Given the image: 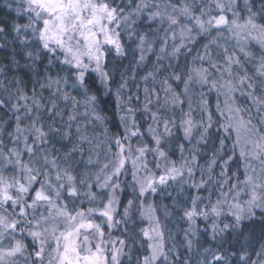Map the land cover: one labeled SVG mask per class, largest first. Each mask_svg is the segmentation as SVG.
<instances>
[{
  "label": "trees",
  "instance_id": "obj_1",
  "mask_svg": "<svg viewBox=\"0 0 264 264\" xmlns=\"http://www.w3.org/2000/svg\"><path fill=\"white\" fill-rule=\"evenodd\" d=\"M239 1L238 17L247 13V9L242 7V1ZM252 14L255 18L263 12L264 0H249ZM113 6H119L124 10L128 17L125 22L120 21V26L116 29L119 32V40L123 47V54H117L112 49L108 51L106 56V65L104 71L108 73V80L105 82L100 74L96 71L89 70L85 74L84 87L79 85L76 87H66L63 83L59 86L61 92H66L70 98H75L79 103L73 108L71 99L64 101L57 94V86L51 84L50 81L56 80L60 76L69 75L66 66L53 61L50 65L48 63L49 57L41 54L39 60L33 63L25 56V49L34 50L35 46L32 44H25L21 41L26 35L21 32L19 36L13 31L14 25H25L28 23L27 17L23 13H17V0H0V27L4 28V32L0 34V141L3 142L4 151L7 149L16 148L24 154L23 137H28V143L34 144L35 132L29 133L27 131L21 134L19 144L15 143L16 137V116L20 117V127L27 129L31 128L35 122L37 127L44 126V131H48L47 126L52 125L60 131L57 133H49L46 142L35 146L34 152L37 153L36 159L39 161L40 156H46L49 159H55L61 168H69L73 175L85 174L91 178L95 177V170L88 166L89 155L92 156L97 152V147H100L97 160L106 159L107 163L113 160V153L116 147L111 143L113 135L125 136V127L131 126V118H134L138 125L140 136L131 138L133 149L137 147L147 146L154 148V140L148 132L149 127L156 128L153 124L152 117L149 112L144 111V104L146 103L144 89H149L148 99L153 103L148 105L151 113H156L157 116H162L168 119H175L176 127L172 128L171 137H162L161 147L167 153L169 161H174L177 167H180L182 160L188 161V167L192 168V175L189 176L187 172L183 177H177L176 180H168L165 185H160L155 194H146L140 196L139 185L133 179V168L131 163H127L125 170L114 183L119 184V190L116 191L118 203L116 205L117 211L115 213V220L125 221L123 211L128 207V201H132L129 208V217L126 222L121 225L108 228L104 220L98 215L93 219L100 224L105 233V240L109 238L116 240L117 238L125 240L124 254L119 258V264H142L144 256L150 255L148 248L149 241L141 234L142 229L151 230L154 222L149 221L143 213L151 205L154 209L153 215L158 220L160 229L163 232L164 252L166 256H160L154 264H202V262L211 259V254L205 252V249H219L222 252L240 253L247 252L250 260L248 264L258 260L256 252L261 251V245L264 244V215L261 210H256V215L252 220L245 221L242 225L244 236L237 240L235 233H226L223 238L217 235L215 240L212 239V225L213 223H220L211 215L207 220L204 217H197L195 220V235L190 234V221L184 216L186 210H190L192 206V199L199 197L197 201V209H208L210 204H214L217 199H220V192L227 191L229 185L221 184L223 178L220 173L226 171L229 179V184H242L245 176L244 161H242L236 145V130L233 128L229 133H225L222 129L224 120L220 117V112L224 105L222 103L220 93L208 85H201L188 82V90L185 93L183 87L187 81L188 74L195 62H198L201 67H208L210 73L209 82H217L222 80L224 47L219 44L214 33L201 34L191 45L192 48L181 49L175 53H160L164 42L168 46L175 45L176 41L169 40L168 26L165 25L163 18H151L150 12L152 10L163 11V7H154V5H178L180 0H143L145 7L137 11V5L141 4V0H109ZM140 2V3H139ZM12 4L9 8L6 5ZM171 9H168V15H171ZM173 14V13H172ZM214 15V13H213ZM182 22V19H180ZM220 32V31H219ZM141 37L146 40V43L141 42ZM31 40V37H29ZM216 40L219 47L209 45V42ZM175 41V42H174ZM228 51L229 46L233 43L232 40L224 41ZM205 45H209L207 53L205 54ZM256 52L251 63L248 62L247 56L241 51L238 52V57H241L240 63L246 69L248 75H254L256 68L259 66V58L264 55L263 49L251 47ZM140 57H143V62ZM243 56V57H242ZM197 57H204L201 61ZM223 66L219 71H213L211 64ZM63 69V71H62ZM222 69V71H221ZM234 75H239L240 70L235 66L232 67ZM243 72V71H242ZM151 73V77H149ZM75 75V70H72V77ZM179 76L180 79H175ZM148 77L147 80L144 78ZM166 81V83H165ZM259 82V81H257ZM69 84H76L74 78H70ZM125 85L121 87V85ZM41 85H44L42 88ZM171 86L176 92L179 99L183 103L179 106H167L163 104L165 93H163L166 86ZM184 85V86H183ZM201 85V86H200ZM85 89L87 93L85 94ZM119 90V98L117 91ZM249 92L246 87L239 88L234 92L233 97L235 104L241 109V114L246 120L251 119V128L259 130L261 135H264V107H260L254 103L253 100L246 97L243 93ZM159 96L160 104H155V96ZM35 93V97H34ZM259 96L262 95L259 90ZM21 96L28 98V108L32 109V113L26 114L23 108L24 100ZM88 96H95V102L85 108L84 101ZM127 97H133L128 102ZM138 97L139 99H136ZM261 98V97H260ZM38 100L40 108L33 106V100ZM57 105L55 113L47 111L51 107L49 102ZM189 101H191L192 118L206 121L208 114L212 117V127L209 129L208 135L204 141H199L202 128H197L195 136L191 141L181 139L180 126L178 121L183 118V113L189 109ZM202 101L207 102V111H201L203 105ZM219 105V110L217 109ZM14 106H19V111H16ZM132 109L131 114L127 111ZM70 110L75 114L77 121H69ZM182 110V111H181ZM86 113H88L86 115ZM72 114V115H73ZM102 117L101 121L95 119V116ZM39 116L37 121L35 117ZM61 116L62 118H59ZM122 117L125 119L122 120ZM199 117V118H198ZM81 126V130L80 129ZM155 126V127H154ZM135 130V129H134ZM162 129H160L161 131ZM84 133L86 139H80L79 135ZM175 134H174V133ZM66 133V135H65ZM162 133V131H161ZM224 139V146L221 148L219 140ZM167 144V147H165ZM178 145H183V153L178 148ZM195 156V161H192V156ZM215 156L216 163L209 165ZM231 157V159H229ZM67 158V163L63 160ZM29 160H31L29 158ZM228 161L226 168L224 161ZM32 161V160H31ZM169 161H163L152 153L146 154L147 170L140 169L137 173L138 178L146 175L159 176L163 174V167L168 165ZM40 162V161H39ZM161 167L157 168V164ZM34 167V166H33ZM44 171V166L39 167ZM261 170L263 165H259ZM10 166L6 172L9 171ZM90 174V175H89ZM49 175L53 176L54 172L49 171ZM196 187V185H201ZM38 186V185H37ZM81 193L88 191L85 188H80ZM91 191L96 193V199L89 202L88 198L81 195L75 201L77 208H93L95 204L102 208V202H106L111 193L110 189L100 190L95 183H92ZM241 195V199L244 200ZM245 197V196H244ZM63 199L73 207V201L67 195ZM83 201V204L80 203ZM227 213V207L224 209ZM220 220L229 222L221 217ZM222 226V225H221ZM125 229L127 231L125 232ZM188 234V235H186ZM23 243L27 246L25 253V260L27 264H32L30 254L36 248V242L31 236L25 234L21 235ZM191 240V245L188 241ZM119 247V244L116 245ZM54 247V245H53ZM51 249H48L50 251ZM27 258V259H26ZM230 264H242L239 255L228 257ZM259 260L264 264V257Z\"/></svg>",
  "mask_w": 264,
  "mask_h": 264
},
{
  "label": "snow or ice",
  "instance_id": "obj_2",
  "mask_svg": "<svg viewBox=\"0 0 264 264\" xmlns=\"http://www.w3.org/2000/svg\"><path fill=\"white\" fill-rule=\"evenodd\" d=\"M247 3V0H245ZM7 7L11 8L12 4L8 3ZM236 6V0H224L223 3L219 0H214L209 3V0H201L200 3H188L187 0H180L178 5H154V7H163L164 12L156 11L151 14V18L163 17L167 15L169 21V30L173 27L180 26L181 32V46L186 47L183 43L187 40L189 43H194L197 34H211L212 30L217 32L227 30L232 33V36L238 43L246 42L249 40H257L264 46V25L255 22V15H249L243 23L237 21L238 13L232 12L233 19L229 20L226 12H231ZM145 4L141 0V4L137 5V11H140ZM213 8L217 11L213 15ZM168 9H171L173 14L168 15ZM17 13H23L28 23L25 25H14L13 31L17 36L24 32L22 43L32 44L35 46L34 50L25 49V56L27 59L35 63L39 60L41 54L49 57L48 63L51 65L53 61L66 66L69 75L60 76L51 84L57 86V94L64 100L69 101L73 108L78 105L75 98H70L66 92L60 91V85L63 83L66 87H84L85 74L91 69L100 74L102 79L107 82L108 73L103 70L105 57L107 53L105 48L115 49L117 54L122 55L124 50L119 40V32L116 29L120 26V21L123 19L125 22L128 17L125 15L124 10L119 6H113L109 0H17ZM197 11L199 14H197ZM249 11H251L249 9ZM189 21L188 25H180V19ZM4 32V28L0 27V34ZM175 39V33H172ZM31 37V40H29ZM143 43V37H141ZM209 45L219 47L216 40L209 42ZM209 45H205V55ZM164 49L162 48L161 51ZM174 46V52L178 51ZM240 51H244L241 47ZM225 64L227 67L220 75L223 76L226 72L230 79L224 81L222 85L212 82L209 84V70L205 68H193L192 74L188 75L187 81H191L193 76H196L201 84H209L212 88H222L225 90L226 96H231L232 93L239 88L246 87L249 89L247 93L251 96L254 103L260 107H264V99L257 97L254 93L259 90L264 94V55L259 58V66L255 70L254 75H248L246 69L240 63L235 54H228V49L224 48ZM247 55V53H246ZM203 61L204 57H197ZM143 60V57H141ZM211 64L213 71H219L222 66ZM235 65L244 75H234L232 66ZM94 66V67H93ZM72 70H75V75L72 77ZM63 71V69H62ZM151 76V73H149ZM70 78H74L76 84H69ZM145 80L148 77L144 78ZM175 79H180L175 76ZM185 82V92L188 90V82ZM259 81V82H257ZM166 83V81H165ZM125 85H121L124 87ZM43 88L44 85H41ZM164 105L179 106L183 103L179 96H172L169 98L167 93L171 91L170 87L165 88ZM87 89H85V94ZM146 103L144 104V111L150 113L153 124L156 128L149 127L148 132L151 134L155 147L149 148L147 146L137 147L133 149L131 138L134 136L142 135L139 132L138 125L134 118H131V126L125 127V136L113 135L111 143L115 145L116 151L112 154L114 159L101 166L100 173L95 175L90 181V177L85 174L73 175L69 168H61L56 160L49 159L46 156H40L39 161L44 166V171L40 168L30 167L29 164L21 160V152L16 148L7 149L4 151L3 142L0 141V264H14L17 257H23L27 246L22 240L17 239L18 235L27 234L31 236L33 241L36 242L34 252L30 254L32 264H119V258L124 254L125 240L117 238L112 240L109 238L105 240V233L100 224L94 221L95 216L101 217L108 228H114L126 222L129 217V208L132 201H128V207L124 208L123 217L125 221L115 220V213L117 211L116 205L118 203L115 195L119 190V184L114 183L125 170L127 163H131L133 168V179L139 185V194L144 196L146 194H155L160 185H165L168 180H176L177 177H183L187 172L189 176L192 175V168L188 167V161L182 160L180 167L176 166L174 161H169L167 153L161 147L162 137H171L172 128L176 127L175 119H168L162 116H157L156 113H151L148 105L153 103L148 99L149 89H144ZM119 90L117 96L119 98ZM155 96V104H160V99L157 94ZM35 97V93H34ZM20 99L25 103L23 108L26 114L32 113V109L28 108L26 96H21ZM130 102L133 97L126 98ZM136 99H139L136 97ZM96 100L95 96H88L84 101L85 108L91 106ZM51 107L47 111L55 113L57 105L49 102ZM203 107L202 113L207 111V102H201ZM0 104L3 101L0 100ZM33 106L37 109L40 108L38 100H33ZM16 111H19V106H14ZM219 110V105H217ZM127 111L131 114L132 109L128 108ZM182 111V110H181ZM241 109L228 107V115L226 119L229 123L222 125L225 133H229L235 128L237 133V141L240 140V133L243 130L245 136L258 137L252 141H245L251 143L254 151L251 153L255 158H259L264 154V135L259 134V130L250 128L251 119L245 121L239 114ZM88 113H86L87 115ZM221 115L224 112L221 111ZM16 137L15 143L21 142V134L25 131L32 133L35 132L34 145L38 146L47 141L49 133H57L60 130L48 125V131H44V126L37 127L34 122L31 128L20 127V117L16 116ZM40 117L36 116L35 120ZM76 119L75 114L69 116V121ZM98 121L102 120L99 115L95 116ZM125 119L122 117V120ZM180 127L183 128L185 138H190L193 130L202 128L199 141H204L208 135L209 129L212 127V117L208 114L206 121H201L198 124L192 118L191 101H189V112L183 113V118L180 121ZM264 127V125H262ZM163 129L162 133L160 129ZM135 129V130H134ZM66 135V133H65ZM82 140L86 137H81ZM24 150L32 158L37 155L33 151V146L28 145V137H23ZM221 148L224 146V139L219 140ZM167 147V144H165ZM179 150L183 153V145H178ZM152 153L158 156L163 161H169L168 165L163 167V174L158 177L155 175H146L138 178L137 173L140 169L147 170L146 154ZM241 155H244L243 150ZM192 161H195V156H192ZM231 159V157H229ZM67 163V158L63 160ZM92 163L91 160L88 161ZM216 163L215 156L210 162L209 171L211 166ZM228 161H224L226 168ZM11 166L16 170V175L6 176L4 172ZM161 165L158 163L157 168ZM49 171L54 172L53 176L49 175ZM256 170L246 174V179L240 184H229L226 171L220 173L223 178L224 185H229L227 191L220 192V199L214 204H210L208 209H197V201L199 197L192 199V206L190 210L184 212V216L191 222L190 234L195 235V220L197 217H204L205 220L211 215L215 220L220 223H213L212 225V239L215 240L217 235L223 238L226 233H235L237 240L244 236L242 225L245 221L252 220L256 215V210H261L264 215V168L260 170L258 175L255 174ZM92 183H95L100 190L110 189L111 193L106 202H102V208H77L75 201L84 195L91 203L96 199V193L91 191ZM196 185V187H201ZM38 185V186H37ZM80 188H85L88 191L81 193ZM241 194L247 196L246 200L241 199ZM67 195L73 201V207L70 208L69 204L63 199ZM83 204V201H80ZM227 207V213L224 209ZM11 209V211H9ZM154 209L150 205L143 213L149 221L154 222L151 230L142 229L141 234L149 241L148 248L150 255L144 256L142 264H154L160 256H166L164 252L163 232L160 229L158 220L153 215ZM224 217L229 222L220 220ZM222 225V226H221ZM127 229H125V232ZM188 235V234H186ZM264 239V236H262ZM9 241V247H3V243ZM117 243L119 247H117ZM191 245V240L188 241ZM54 245V247H53ZM48 249H51L48 251ZM205 252L211 254V259L202 262V264H230L228 257L239 255L242 264H248L250 257L247 252L240 253L222 252L219 249H205ZM258 260L253 264H262L259 260L264 257V244L261 245V251L255 253ZM27 259V258H26Z\"/></svg>",
  "mask_w": 264,
  "mask_h": 264
},
{
  "label": "rangeland",
  "instance_id": "obj_3",
  "mask_svg": "<svg viewBox=\"0 0 264 264\" xmlns=\"http://www.w3.org/2000/svg\"><path fill=\"white\" fill-rule=\"evenodd\" d=\"M240 1H242V7L244 8V9H247V13H244V14H242L241 15V17H237V21L239 22V23H243L244 22V20L249 16V15H251L252 14V12L251 11H249V9H252L251 7H250V1L249 0H247V3H245V0H240ZM187 2L188 3H193V2H195V3H200L201 2V0H187ZM214 2V0H209V3H213ZM219 2H221V3H223L224 2V0H219ZM140 3V2H139ZM238 6H239V1L238 0H236V6L232 9V11L231 12H226L225 13V15H227V17L229 18V20H231V19H233V16H232V12H235L236 11V9H238ZM143 9V8H142ZM154 12H156V10H152L151 12H150V14H149V16L152 14V13H154ZM161 12L163 13V11L161 10ZM213 13H214V15H216L217 14V11L215 10V8H213ZM169 14H172V13H169ZM197 14H199V12L197 11ZM254 14V13H253ZM156 18H161V17H156ZM163 19H164V22H165V25H167L168 26V28H169V21H168V19H167V15H163V17H162ZM182 19V22H180V25L181 26H183V25H188V26H191L190 24H189V21L188 20H186V19H183V18H181ZM255 22L257 23V24H261V25H264V13L263 12H261L259 15H258V17L257 18H255ZM169 30V29H168ZM175 33V45H173V47L172 46H168V44H167V42H164V44H163V46H162V48L164 49L163 51H160V53H166V54H169V53H175L174 52V46H175V48H178L179 50H181V49H189V48H192V44L193 43H189L187 40H184L183 41V43L186 45V47H182L181 46V37H180V32H181V27L180 26H176V27H173L171 30H169L168 31V36H169V40L171 39V40H173V36H172V33ZM215 32V30H212L211 31V33H214ZM193 35H195L196 36V38L198 37V36H200L201 34H204V33H200V34H197L196 32H193L192 33ZM214 37H217V39H218V41H219V44H221V46H223L224 48H227L225 45V42L224 41H230V40H232L233 41V43H231L232 45L231 46H229V49H230V51H228V54H235V56L236 57H238V52L240 51V48L241 47H243L244 48V51L242 52L241 51V53H243L245 56H247V58H248V62H250L251 63V60L252 59H254V55H255V51L253 50V48L251 49V47H254V44H255V47H257V49L259 50V49H263L264 50V46H262L257 40H254V39H252V40H249V41H246V42H240V43H238L237 42V40L232 36V33L230 32V31H227V30H221L220 32H217L216 34H215V36ZM142 42V41H141ZM143 43H146V40H143ZM113 51H115V49L113 48L112 49ZM178 50V51H179ZM108 51H109V48H105V52L106 53H108ZM246 53H247V55H246ZM208 54H210V52H208ZM107 56V55H106ZM204 56H205V54H204ZM225 57V56H224ZM243 57V56H242ZM205 58H206V56H205ZM239 58V60L241 59V57H238ZM105 59H106V57H105ZM139 59H141V57L139 56ZM144 60V59H143ZM143 60H141L142 62H143ZM106 65V60H105V62H104V65H103V70H104V66ZM223 66H224V69L227 67V65L225 64V59L223 60ZM222 66V67H223ZM94 67V66H93ZM233 68L235 67V65H233L232 66ZM193 68H205V69H208V67H201V65L198 63V62H195L194 63V65L192 66V69ZM192 69L190 70V73L188 74V75H191L192 74ZM224 69H223V71H224ZM209 70V69H208ZM221 71H222V69H221ZM239 75H244V72H242V71H240V73H239ZM210 76V75H209ZM224 76L225 77H223V79L222 80H220V78H219V80H217V84H220V85H222L223 83H224V81H226V80H228V79H230L231 77H229L228 75H227V73L225 72L224 73ZM149 77H151V76H149ZM187 78V77H186ZM210 78V77H209ZM210 80V79H209ZM187 82H191V83H197V84H201L200 82H199V80H198V78L196 77V76H193V79L191 80V81H187ZM210 83H212V82H209V84ZM209 84H201V85H208L209 86ZM200 85V86H201ZM184 86V85H183ZM170 87V89H171V91H169L168 93H167V96L169 97V98H171L172 96H177V94H176V92L174 91V89H172V87L171 86H166L165 88H169ZM210 87V86H209ZM210 88H212V87H210ZM183 89H184V91H185V86L183 87ZM212 89H214L217 93H220V96H221V98H223V100H222V103H223V105H224V108H222V112H224V115H221V112H220V118L221 119H223L224 120V124H227V123H229V121L226 119V117H227V115H228V107L229 106H231V107H233V108H238L237 107V105L235 104V101H234V97H233V94L234 93H232L231 94V96H226V94H225V90L224 89H222V88H212ZM245 93H243L246 97H248L249 99L251 98V96H249L247 93L248 92H246V91H244ZM163 93H165V91H163ZM186 93V92H185ZM262 94V93H261ZM166 95V94H165ZM254 95L255 96H257V97H261V99H264V94H262V95H260L259 96V94L258 93H254ZM252 99V98H251ZM189 112V109H187V111H186V113H188ZM192 112H193V110H192ZM73 113H72V111L70 110V113H68L67 115L68 116H71ZM245 121H247L244 117H243V115L241 114V112H240V114H239ZM59 118H62L61 116H59ZM199 118V117H198ZM193 120H194V122H196L197 124L199 123V122H201V120L199 119H194L193 118ZM74 121H76V122H78L77 121V119H75ZM180 121L181 120H179L178 121V125L180 126ZM79 123V122H78ZM155 125V124H154ZM155 127V126H154ZM250 127V126H249ZM153 128V127H152ZM251 128V127H250ZM253 128V127H252ZM162 129V128H161ZM180 132H181V139L182 140H185V141H191V140H193V138H196V136H195V133H196V129H194L193 130V134H192V136L190 137V138H185V136H184V133H183V128L182 127H180ZM235 129V128H234ZM79 130H81L82 131V129H81V126H80V129ZM161 131H163V129L161 130ZM83 132V131H82ZM174 133V132H173ZM175 134V133H174ZM260 134V133H259ZM79 135V137H80V139H81V137H86V136H84V133H81L80 132V134H78ZM254 138H258V137H253V136H245L244 135V132H243V130H241V133H240V140L239 141H237V145H236V148H237V151H239V155H240V157H241V159H242V161H244V172H245V176H244V178H243V180H242V182L246 179V174H248V173H250L251 171H252V169H255L256 170V172H255V174L256 175H258L259 173H260V169L258 168V166L259 165H263L264 164V154H261L260 156H259V158L257 159V158H255L254 156H252L251 155V153L254 151V149H253V146H252V144L251 143H245V141H252ZM236 140H237V133H236ZM24 144V143H23ZM28 145L29 146H33L34 144H30V143H28ZM22 150H24V147L22 148ZM99 150H100V147H97V152L95 153V155L94 156H92L94 159H92L91 157H90V155L87 157V158H89L88 160H91L92 161V163L91 164H89L88 163V166H89V168L91 167V168H93L94 170H95V175H97V174H99L100 173V169H101V166L102 165H104V164H106L107 163V161H106V159H103V160H97V155L99 154ZM243 150V152H244V155H241V151ZM25 151V150H24ZM33 151H34V149H33ZM47 156V155H46ZM29 155H28V153L25 151L24 152V154H22L21 155V160L24 162V163H27V164H29V166L30 167H37V168H39L40 166H41V163L36 159L37 157L36 156H34V157H32V158H30L31 160H29ZM0 167H3V165L2 164H0ZM10 170L9 171H5L4 172V174L6 175V176H8V175H16L17 174V172H16V170L15 169H13L11 166H10ZM91 168H90V170H91ZM92 173V170H91V172H90V174ZM89 174V175H90ZM85 175H87V172L85 173ZM241 195H244V194H241ZM245 196V197H244ZM244 196H242L243 198H244V200H246L247 199V196L246 195H244ZM95 206V209H100L99 208V206L98 205H94ZM9 211H11V209H9ZM27 235V234H26ZM17 239H20V240H22V242H23V239H22V236L21 235H18L17 237H16ZM3 247H9L10 246V243H9V241H5L4 243H3V245H2ZM25 253H26V251H25ZM25 253H24V256H25ZM24 256L23 257H17L16 258V260L14 261V264H27L26 263V260H25V258H24Z\"/></svg>",
  "mask_w": 264,
  "mask_h": 264
}]
</instances>
